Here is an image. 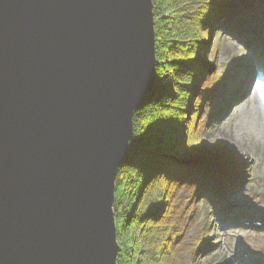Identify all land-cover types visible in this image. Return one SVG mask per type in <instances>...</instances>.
<instances>
[{"label":"water","instance_id":"water-1","mask_svg":"<svg viewBox=\"0 0 264 264\" xmlns=\"http://www.w3.org/2000/svg\"><path fill=\"white\" fill-rule=\"evenodd\" d=\"M154 16L153 0H0V264H118Z\"/></svg>","mask_w":264,"mask_h":264},{"label":"trees","instance_id":"trees-1","mask_svg":"<svg viewBox=\"0 0 264 264\" xmlns=\"http://www.w3.org/2000/svg\"><path fill=\"white\" fill-rule=\"evenodd\" d=\"M153 3L156 78L171 81L165 86L155 85L144 106L134 113L130 152L116 182L117 263L194 264L197 254L209 252L202 244L209 242L208 228L215 221V215L210 214L202 227L198 225L196 200L203 198L206 206L213 202L218 205L226 192L234 193L236 187L227 182L225 172L237 171L238 166L234 156H227L228 148L222 145L225 154H221L219 147L203 138V103L216 102L215 96H224L235 83L227 73L220 76L209 71L204 61L206 42L211 24H220L224 34L232 35L241 34L237 27L247 30V23L264 25V18L253 19L264 0ZM257 32H264V26ZM220 48L219 40L212 45L213 56ZM191 85H199L197 94ZM191 102L195 108L190 113ZM217 181L221 182L220 192ZM209 208L213 212V207ZM193 227L197 234L189 239Z\"/></svg>","mask_w":264,"mask_h":264},{"label":"rangeland","instance_id":"rangeland-1","mask_svg":"<svg viewBox=\"0 0 264 264\" xmlns=\"http://www.w3.org/2000/svg\"><path fill=\"white\" fill-rule=\"evenodd\" d=\"M256 17L264 18V5L253 19ZM261 26L264 25L253 26L252 23H247V30L237 27L241 34L232 35L224 34L220 24H211V36L207 39L208 47L204 55L205 64L211 72L216 71L220 76L227 73L228 76L234 77L235 83L224 96L221 93L215 96L216 102L206 101L205 103H208L206 106L203 103L200 114V120L206 126L203 138L219 147L221 154L222 152L225 154L224 148H220L222 145L225 149L228 148L227 156H234L233 159L238 166L237 171L228 169L225 172L226 179H229L227 182L232 187H236L234 193L226 192V196H223L218 205L217 202L209 203V206L213 207V212L209 206L201 202L203 198L196 200L199 211L198 225L202 227L210 214L216 215L215 221L213 220L208 228L209 242L207 244H202V241L197 242L198 247L201 243L202 249L209 252L205 256L203 252L197 254L194 264H208L209 260H211L210 264L239 262L264 264V143L250 139L248 136L243 138L236 130L240 112L246 106L247 93H243L241 97L236 94L241 93L248 70L254 65L262 75L260 77H264V64L260 70L256 62V53L261 52L264 55V32L261 34L257 32L258 27ZM253 31H256L255 37L252 35ZM219 40L221 48L213 56L212 45L216 46ZM170 81V78L157 76L156 85L165 86ZM258 82L264 84L263 80L258 79ZM191 87L197 94L199 85H191ZM195 97L196 95L193 98ZM194 108L191 102L188 111L191 113ZM216 185L220 192L221 182L217 181ZM245 217L246 219H239ZM244 220L247 221L242 222ZM257 221H260L261 225L256 224ZM196 234V228H191L189 239L196 237ZM245 256H248L249 260L245 261ZM185 260L188 261L187 256Z\"/></svg>","mask_w":264,"mask_h":264},{"label":"bare ground","instance_id":"bare-ground-1","mask_svg":"<svg viewBox=\"0 0 264 264\" xmlns=\"http://www.w3.org/2000/svg\"><path fill=\"white\" fill-rule=\"evenodd\" d=\"M257 69L253 65L248 70L244 87L241 93L236 94L241 97L243 93H247L246 106L240 112L236 130L243 138L248 136L264 143V95H262L264 84L258 82V79L264 81V77H260L262 75Z\"/></svg>","mask_w":264,"mask_h":264},{"label":"snow or ice","instance_id":"snow-or-ice-1","mask_svg":"<svg viewBox=\"0 0 264 264\" xmlns=\"http://www.w3.org/2000/svg\"><path fill=\"white\" fill-rule=\"evenodd\" d=\"M262 95H264V91H262Z\"/></svg>","mask_w":264,"mask_h":264}]
</instances>
